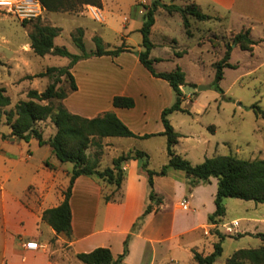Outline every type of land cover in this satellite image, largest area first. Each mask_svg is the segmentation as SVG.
<instances>
[{"label": "rangeland", "instance_id": "374dc122", "mask_svg": "<svg viewBox=\"0 0 264 264\" xmlns=\"http://www.w3.org/2000/svg\"><path fill=\"white\" fill-rule=\"evenodd\" d=\"M104 1L105 11L89 8L79 13H51L50 17L53 21L48 18V13L44 9L38 10L39 14L35 17L23 18L15 9L0 8V90L5 89V95L11 99V105L2 110L0 140L16 138L12 136L8 115L14 113L12 122L17 119V104L29 100L27 94L30 90L42 93L53 82L52 78H41L37 75L45 72L49 67L63 66L69 62L67 58L40 57L34 54L29 33L37 21L42 25L55 24L62 28L63 31L56 39V44L65 46L73 54H81L72 40L75 29L79 27L89 29L85 37L87 52L95 50V44L91 39L93 29L102 34L107 48L116 49L125 44L133 51V53L126 52L127 55L123 56L121 63L117 61V57L99 60L93 65L83 63L76 71L81 86L80 91L70 93L63 102L71 113L86 118L99 117L111 112L114 93L125 88L128 93L140 95L142 91L139 90L145 89V97L143 95L136 97L137 106L135 105L134 110V113L144 121H133V130H131L136 134H156L163 128L162 111L175 103L176 94L165 80L153 77L138 64L137 53L143 51L139 28L144 22L143 16L139 15L140 9H143L139 5L140 0H125L126 9L124 4L116 7L112 0ZM154 1H149L148 7H151ZM191 3H193L191 0H159L160 6L155 11V25L150 36L154 44L151 58L161 60L154 64L157 72L169 73L180 67L186 75V85H195L196 89L204 87L202 91L184 92L182 108L186 112H175L169 117L176 132L181 135L175 150L193 165L201 164L207 158L228 155L245 160H264V119L257 117L252 109L253 105L258 104L264 110V68H261L260 60L253 56L255 48L253 47L251 52L241 50L240 46L233 42V38L238 34V31H235L236 27L233 26L231 29L232 23L223 19L214 18L200 22L191 18L192 36L189 37L181 14L168 12L162 7L171 4L185 7ZM130 6L131 8L128 9ZM95 12L98 18L94 15ZM145 12L146 10L143 15ZM206 12L203 11L207 14ZM125 18L129 22L127 29L124 30L122 26ZM109 28L120 32L117 34ZM130 29L133 32L129 34V39H126L123 35L128 34ZM227 45L232 46L230 63L234 68L224 70V79L220 83L224 91L222 94L215 89V67L224 58ZM256 51L257 55L264 56L261 48H257ZM255 68L258 71L256 73ZM60 86L66 91L70 90L68 83ZM55 105L58 103L56 102ZM36 128L43 134L45 140H49L57 131L51 118L37 122ZM110 140L114 154L121 152V145L132 144L135 148L149 153L151 169L159 170L168 164L167 142L163 136L153 137L150 140L115 138ZM99 141L105 153L106 140ZM118 141L121 144H117ZM95 150L92 148L89 153H94ZM113 156L108 153L105 158L101 157L102 169L109 166ZM69 165L72 166L70 163ZM180 173L185 175L183 172ZM225 205L226 222L230 224H224L223 227H228V232L224 233L219 229L220 225H217L210 231H204L196 239L198 247L196 251L205 256L213 252V245L217 241L214 236L215 231L229 236L223 243V255L215 264H225L226 260L238 250L257 249L264 245L263 241L255 236L245 237L230 232V228L237 224L233 220L249 217L250 214L246 209L258 204L229 198L226 199ZM176 256L179 264H196L194 260L191 261L187 253L180 252Z\"/></svg>", "mask_w": 264, "mask_h": 264}, {"label": "crops", "instance_id": "0c3cea01", "mask_svg": "<svg viewBox=\"0 0 264 264\" xmlns=\"http://www.w3.org/2000/svg\"><path fill=\"white\" fill-rule=\"evenodd\" d=\"M112 1L116 7L124 4V9L127 8L125 0ZM191 2L197 4L202 12L206 10V13L215 19L229 21L232 23L231 29L235 26L238 33L249 29L251 38L256 43L253 56L260 60V66L264 68V56L256 53L257 48L264 52V0H191ZM89 8L105 11V1L103 0L102 9L88 6L86 11ZM130 8L131 6L128 7ZM50 14L48 13V18L53 21ZM139 15L143 16V13L139 11ZM128 22L129 20L125 18L122 26L124 30L127 29ZM51 26L57 27L55 24ZM79 28L84 30L85 40L89 29ZM109 29L117 34L120 32L114 28ZM132 32L130 29L123 37L129 39ZM95 36L101 37L104 42L102 34L93 29L91 39ZM124 55L127 54L117 57V61L121 63ZM106 58L110 57L92 58L74 66L72 73L77 81L78 91L81 89L76 72L78 68L83 63L93 65L99 60H107ZM68 64L69 62L63 66ZM256 72L258 71L255 68ZM126 90L123 88L120 92L114 93L112 101L116 96L131 97L134 100L141 97L140 95L146 96L145 89L139 90L142 91L140 95L128 93ZM135 103L137 106L136 101ZM136 106L133 109L113 107L110 111L117 114L132 129L133 121L143 120L134 113ZM163 131L164 127L156 134ZM145 134L149 133H138ZM104 140L106 141L103 157L105 158L108 153L114 155L109 166L113 159L122 153L140 149L132 144H126L121 145V152L114 154L110 138ZM123 169L126 177L121 189L120 202H105L104 193H111L114 188H107L99 180L87 176L76 179L70 200L72 234L67 237L57 234L43 221V213L58 207L64 201V192L69 187L73 165L60 162L50 146H40L35 139L29 143L11 137L1 139L0 264H83L77 259V255L90 253L97 248L110 249L117 260L124 253L127 237L149 204L153 206L154 211L145 217L141 227L132 235L129 254L123 264H179L176 254L179 255L180 252L187 253L193 262V251L198 249L196 244L198 235L214 228L208 219L216 210L218 180L212 178L207 183H193L192 179L175 170H171L167 176H155L154 191L161 199L160 204H157L149 200L148 179L146 174L141 172L139 162L131 160L124 164ZM184 200L188 201L189 210H184L180 206ZM225 208L227 213L226 205ZM246 210L250 216L233 220L237 224L230 228V232L245 237L264 234V204L254 205ZM224 224H230L226 222V214L219 229L227 233L228 227L224 228ZM30 242L38 243L40 249H27L25 245Z\"/></svg>", "mask_w": 264, "mask_h": 264}, {"label": "trees", "instance_id": "16d2710c", "mask_svg": "<svg viewBox=\"0 0 264 264\" xmlns=\"http://www.w3.org/2000/svg\"><path fill=\"white\" fill-rule=\"evenodd\" d=\"M42 8L48 13L77 12L92 6L98 9L103 8V0H39ZM160 6L159 0H155L151 7H146L143 15V25L140 28L142 34L143 51L137 53L140 64L155 78L165 80L176 94L175 103L165 108L161 114V122L164 131L159 134L138 135L134 133L114 112H106L102 116L86 118L78 114L71 113L63 104L70 93L78 91V84L72 69L81 61L100 58L118 57L123 53L131 52L132 49L123 44L116 49L107 48L103 39L99 36L93 37L95 50L87 52L84 40V30L78 28L72 35L73 43L81 51V54L71 53L65 46L55 45V39L61 34L62 29L50 25H42L40 21L35 23L33 30L29 33L31 49L37 56H58L67 58L69 64L66 66L49 67L45 72L37 77L52 78L53 82L48 85L42 93L37 90H30L27 94L28 101H21L16 106L17 119L12 122L14 113L8 115L11 125L12 136L18 140L29 143L32 139L38 141L40 146H50L57 159L62 163L73 165L70 184L64 192V201L56 208L46 210L43 213V221L51 226L57 234L70 237L72 234V211L71 196L73 186L77 178L81 176L93 177L99 180L107 188H114L109 193H104L105 202H120L122 200L121 189L125 180V163L136 160L140 164L141 172L145 173L148 179L149 200L160 204L161 199L154 191V177L167 176L171 170L183 172L193 183H207L212 178L218 180V190L215 197V212L209 216L211 225H220L226 214L225 200L239 199L253 201L257 204H264V160H245L233 155L216 156L207 158L203 163L193 165L185 156L176 152L175 148L179 144L181 135L176 132L170 121V115L175 112H186L182 108L184 92L182 86L186 85V75L180 67L169 73H160L155 70L154 64L160 59L151 58L154 48L150 36L152 27L155 25V11ZM168 12L180 13L183 18L184 27L189 37L192 36L190 19L194 18L200 22H206L214 17L205 14L200 7L191 3L185 7L176 5H162ZM233 42L240 46L241 50L251 52L255 46V41L251 38V31L243 30L233 38ZM232 46H226L224 58L216 64L214 85L215 89L224 94L220 87L224 79V70L234 68L230 63ZM69 84V91L62 86ZM197 88L195 85H191ZM47 102V104H43ZM58 105H55V103ZM11 105V99L5 95V89L0 90V121L2 110ZM112 105L115 108L133 109L136 105L131 97L116 96ZM257 117L264 119V110L255 104L252 106ZM51 118L57 131L49 140L43 138V134L36 128L39 121ZM163 136L166 138L168 164L159 170L150 168V155L140 149H131L113 159L111 166L102 169L101 157L103 156V146L99 140L105 138H134L151 139ZM95 148L94 153L89 150ZM154 208L148 205L144 214L134 225L132 233L127 237L124 244V253L114 259L111 250L108 248H97L90 253H81L77 259L83 264H123L129 254V242L132 235L141 227L143 220L152 213ZM214 230V229H213ZM215 231V230H214ZM212 231V232H214ZM214 236L217 241L213 245V252L203 255L193 251V258L196 264H215L223 255V243L228 235L220 231H215ZM264 243V234H257ZM225 264H264V245L257 249H241L232 254Z\"/></svg>", "mask_w": 264, "mask_h": 264}, {"label": "built area", "instance_id": "2783aa9c", "mask_svg": "<svg viewBox=\"0 0 264 264\" xmlns=\"http://www.w3.org/2000/svg\"><path fill=\"white\" fill-rule=\"evenodd\" d=\"M149 1L151 0H140L139 5L143 7V9H140L141 13H144V10H146V7H148ZM0 3H6L5 5H0V8H10L11 10H16L23 18H32L39 14V11H41L42 6L39 2V0H0ZM38 8V9H37ZM91 10H93L91 8ZM95 16L98 15L96 12L94 13ZM180 206L184 210H189V204L188 201L184 200L181 202ZM25 247L29 250H39L40 247L38 243L36 242H30L25 245Z\"/></svg>", "mask_w": 264, "mask_h": 264}, {"label": "water", "instance_id": "95a60500", "mask_svg": "<svg viewBox=\"0 0 264 264\" xmlns=\"http://www.w3.org/2000/svg\"><path fill=\"white\" fill-rule=\"evenodd\" d=\"M204 89V87H200L199 89H196V88H193L192 86H188V85H185V86H182V90L183 92H190V93H193L195 91H202Z\"/></svg>", "mask_w": 264, "mask_h": 264}, {"label": "bare ground", "instance_id": "6f19581e", "mask_svg": "<svg viewBox=\"0 0 264 264\" xmlns=\"http://www.w3.org/2000/svg\"><path fill=\"white\" fill-rule=\"evenodd\" d=\"M4 1H8V0H4ZM6 3H0V5H5Z\"/></svg>", "mask_w": 264, "mask_h": 264}]
</instances>
